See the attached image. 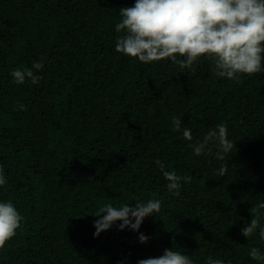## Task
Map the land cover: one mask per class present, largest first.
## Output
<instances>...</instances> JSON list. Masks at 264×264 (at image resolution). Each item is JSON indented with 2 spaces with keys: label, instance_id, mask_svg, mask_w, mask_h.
Wrapping results in <instances>:
<instances>
[{
  "label": "trees",
  "instance_id": "obj_1",
  "mask_svg": "<svg viewBox=\"0 0 264 264\" xmlns=\"http://www.w3.org/2000/svg\"><path fill=\"white\" fill-rule=\"evenodd\" d=\"M134 3L0 0V202L11 200L25 217L0 264H138L166 248L194 264L210 255L258 264L249 251L264 252V241L258 230L249 239L240 230L264 202V71L230 80L206 59L181 69L117 52L120 8ZM39 60V84L12 82L13 69ZM17 103L27 110L14 111ZM218 124L235 145L225 160L214 146L194 155L188 145ZM157 160L191 176L179 197L167 191ZM224 163L228 173L217 179ZM149 199L161 201L160 217H146L139 231L117 221L94 235L93 214L105 204Z\"/></svg>",
  "mask_w": 264,
  "mask_h": 264
},
{
  "label": "clouds",
  "instance_id": "obj_2",
  "mask_svg": "<svg viewBox=\"0 0 264 264\" xmlns=\"http://www.w3.org/2000/svg\"><path fill=\"white\" fill-rule=\"evenodd\" d=\"M121 20L115 26L120 35L115 50L143 64L170 60L181 69L191 68L202 59L214 65V74L230 80H239L242 75L254 76L264 71V0H135L134 5L120 8ZM43 60L33 61L31 67L15 68L10 72L13 83L20 85L26 81L39 84L43 77L36 72L43 70ZM15 110H27L26 105L17 103ZM173 131H180L182 119L172 118ZM182 136L192 141V133L184 128ZM211 142V145H210ZM193 154L200 156L212 147L218 160H225L234 143L228 138L226 124H218L210 129L202 142L188 145ZM167 183V191L175 197L181 195V181L191 182V176H181L175 171L165 170L162 161H156ZM228 163L216 170L219 179L228 173ZM7 179L0 166V186ZM161 201L149 199L131 204L113 206L105 204L93 214L100 217L94 222L95 236L108 230L117 221L121 230L139 231L144 219L161 211ZM250 222L245 221L241 234L247 239L257 234L264 241V202H257L249 209ZM103 214V215H102ZM160 217V216H159ZM25 217L11 201L0 202V251L7 248V242L17 235ZM139 242L150 239L140 233ZM249 256L258 264H264V252L252 247ZM138 264H194L186 254L175 248H166L162 255L140 259ZM206 264H225L222 259L208 256Z\"/></svg>",
  "mask_w": 264,
  "mask_h": 264
}]
</instances>
